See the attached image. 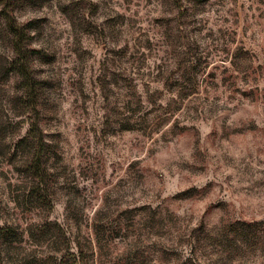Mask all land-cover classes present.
Wrapping results in <instances>:
<instances>
[{
  "label": "rangeland",
  "instance_id": "374dc122",
  "mask_svg": "<svg viewBox=\"0 0 264 264\" xmlns=\"http://www.w3.org/2000/svg\"><path fill=\"white\" fill-rule=\"evenodd\" d=\"M5 225L0 264H264V0H0Z\"/></svg>",
  "mask_w": 264,
  "mask_h": 264
},
{
  "label": "trees",
  "instance_id": "16d2710c",
  "mask_svg": "<svg viewBox=\"0 0 264 264\" xmlns=\"http://www.w3.org/2000/svg\"><path fill=\"white\" fill-rule=\"evenodd\" d=\"M10 29L13 34V47L16 52V59L14 60L15 68L17 69L20 77L22 78L23 85L26 88V99L28 105H32L37 102L35 95V82L34 77L32 75L31 64L28 56L27 49V31L24 26L18 24L15 18H11L10 20ZM29 141L33 143V145L38 148L36 153L31 160L30 169L33 170L34 176L43 177V169H42V160H43V152L40 149L44 148L45 139L42 131H40L39 126L37 124H31L27 134L22 138L21 142ZM11 229V226L5 225L0 227V240L6 239V237L10 234L7 233ZM3 256V252L0 249V259Z\"/></svg>",
  "mask_w": 264,
  "mask_h": 264
}]
</instances>
